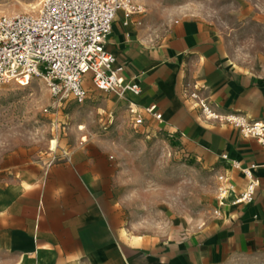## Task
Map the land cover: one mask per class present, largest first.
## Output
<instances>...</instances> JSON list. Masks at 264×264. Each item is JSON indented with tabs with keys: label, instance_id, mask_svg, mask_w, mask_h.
<instances>
[{
	"label": "crops",
	"instance_id": "crops-1",
	"mask_svg": "<svg viewBox=\"0 0 264 264\" xmlns=\"http://www.w3.org/2000/svg\"><path fill=\"white\" fill-rule=\"evenodd\" d=\"M141 15L125 24L118 12L105 43L124 78L142 88L124 100L155 104L162 119L144 112L145 137L167 150L209 155L218 172L231 174L235 192L220 215L186 231L149 192L127 146L101 135L75 137L48 164L29 161L1 185L0 264H228L264 250V147L229 124L205 119L191 97L199 93L219 113L264 120V72L232 64L211 20L184 15L164 31ZM231 160L260 179L250 202L231 204L247 184Z\"/></svg>",
	"mask_w": 264,
	"mask_h": 264
},
{
	"label": "rangeland",
	"instance_id": "rangeland-1",
	"mask_svg": "<svg viewBox=\"0 0 264 264\" xmlns=\"http://www.w3.org/2000/svg\"><path fill=\"white\" fill-rule=\"evenodd\" d=\"M43 0H0V16L36 13ZM164 29L184 15L213 21L220 27L232 64L264 72V0H137ZM87 98L59 101L43 78L21 86L0 87V187L29 161L48 164L73 138L101 135L127 146L136 166L148 178V190L163 201L166 215L180 219L186 231L204 227L215 216L218 170L209 155L195 156L156 146L136 125L129 103L85 79ZM83 125V129H79ZM57 147L51 149V142ZM228 264H264V250L243 254Z\"/></svg>",
	"mask_w": 264,
	"mask_h": 264
},
{
	"label": "built area",
	"instance_id": "built-area-1",
	"mask_svg": "<svg viewBox=\"0 0 264 264\" xmlns=\"http://www.w3.org/2000/svg\"><path fill=\"white\" fill-rule=\"evenodd\" d=\"M127 24L133 14L147 13L137 0H43L34 14L0 16V87L9 82L28 85L34 78H43L51 94L59 101L73 96L83 102L87 98L84 81L90 77L96 87L125 97L127 92L139 95V83L128 81L123 66L105 49L107 36L113 29L118 12ZM197 101L205 119L217 120L237 128L243 136L254 138L264 147V120H250L234 112L215 111L199 93ZM136 124L144 121V112L162 119L155 104L140 107L129 103ZM224 160H229L223 154ZM247 179L245 188L236 193L231 204H244L254 199L260 179L252 167L230 161ZM235 183L227 171L216 176L214 214L220 215L235 192Z\"/></svg>",
	"mask_w": 264,
	"mask_h": 264
},
{
	"label": "bare ground",
	"instance_id": "bare-ground-1",
	"mask_svg": "<svg viewBox=\"0 0 264 264\" xmlns=\"http://www.w3.org/2000/svg\"><path fill=\"white\" fill-rule=\"evenodd\" d=\"M31 83V81H29V83H28V85ZM57 147V141L56 140H53L52 142H51V149H55Z\"/></svg>",
	"mask_w": 264,
	"mask_h": 264
}]
</instances>
